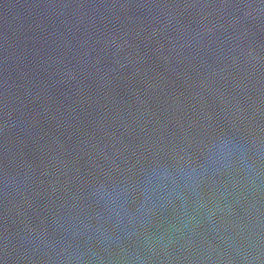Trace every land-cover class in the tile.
I'll return each instance as SVG.
<instances>
[{
	"label": "water",
	"instance_id": "obj_1",
	"mask_svg": "<svg viewBox=\"0 0 264 264\" xmlns=\"http://www.w3.org/2000/svg\"><path fill=\"white\" fill-rule=\"evenodd\" d=\"M0 264H264V0H0Z\"/></svg>",
	"mask_w": 264,
	"mask_h": 264
}]
</instances>
